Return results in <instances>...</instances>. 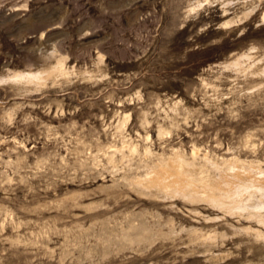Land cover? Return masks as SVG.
<instances>
[{
  "label": "rangeland",
  "instance_id": "obj_1",
  "mask_svg": "<svg viewBox=\"0 0 264 264\" xmlns=\"http://www.w3.org/2000/svg\"><path fill=\"white\" fill-rule=\"evenodd\" d=\"M0 264H264V0H0Z\"/></svg>",
  "mask_w": 264,
  "mask_h": 264
},
{
  "label": "bare ground",
  "instance_id": "obj_2",
  "mask_svg": "<svg viewBox=\"0 0 264 264\" xmlns=\"http://www.w3.org/2000/svg\"><path fill=\"white\" fill-rule=\"evenodd\" d=\"M182 178H183V177H182ZM184 178H185V177H184ZM184 178H183V180H184ZM180 180H181V179H180ZM187 180H188V179L186 178V182H187ZM231 181H232V180H231ZM179 182H181V181H179ZM189 182H190V181H188V183H189ZM185 184H187V183H185ZM185 184H184V185H185ZM179 185H180V184H179ZM218 185H219V184H218ZM230 185H231V184H230ZM240 185H241V184H240ZM177 186H178V184H177ZM177 186H176V187H177ZM189 186H190V183H189ZM232 186H233V185H232ZM232 186H231V187H232ZM179 187H180V186H179ZM179 187H178V188H179ZM187 187H188V185H187V186H184V188H186V189L189 190V189H191L192 186L189 187V188H187ZM205 187H206V186H205ZM215 187H216V186H215ZM217 187H218V186H217ZM181 188H182V187H181ZM233 189H234V188H233ZM209 190H211V189H209ZM209 190H208V191H209ZM181 191H183V190L181 189ZM190 191L192 192V191H194V190H190ZM204 191H205V190H204ZM213 191H215V190H213ZM235 191H236V190H235ZM186 192H187V191H186ZM186 192H185V193H186ZM209 192H210V191H209ZM215 192H216V191H215ZM215 192H213V194H214ZM214 195H215V194H214ZM211 196H212V194H211ZM214 197H215V196H214ZM214 197H213V198H214ZM214 199H215V198H214ZM227 199H228V198H227ZM230 199H231V198H230ZM230 199H229V200H230ZM223 201H224V200H223Z\"/></svg>",
  "mask_w": 264,
  "mask_h": 264
}]
</instances>
